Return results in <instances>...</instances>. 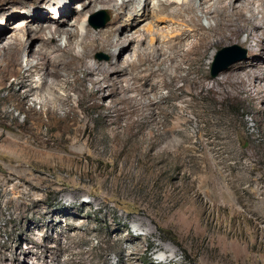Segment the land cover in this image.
I'll return each instance as SVG.
<instances>
[{
  "label": "rangeland",
  "instance_id": "374dc122",
  "mask_svg": "<svg viewBox=\"0 0 264 264\" xmlns=\"http://www.w3.org/2000/svg\"><path fill=\"white\" fill-rule=\"evenodd\" d=\"M28 1L38 0L9 2L0 13V66L15 71L6 82L0 80V136L14 140L20 135L29 147L15 150L10 141H0V264L15 259L18 264H264V88L247 84L243 92L231 86L230 96L216 89L200 92L196 100L188 95L184 113L191 122L184 126L189 135L182 136L168 129L180 113L171 106L181 100L163 102L173 115L167 117L168 127L161 126L160 136H151L157 125L131 128L130 118L119 119L116 99L121 93L109 91L126 86V76L108 86L105 75L93 70L86 82L92 103L87 108L78 90L65 83L66 76L48 74L47 54L32 57L25 50L9 55L6 45L18 35L29 47L40 23L61 22L65 14L68 28L78 33L75 46L81 51L87 28L101 35L126 2L115 24L118 30L110 32L113 46L96 50L92 59L127 63L141 48L168 49L172 32L186 28L180 21L154 16L166 0H61L68 1L64 8L58 0H40L37 7H23ZM169 1L176 8L186 0ZM260 3L255 5L258 16ZM102 10L110 19L96 27ZM132 22L137 23L131 26L134 40L121 53L117 41ZM202 22L214 20L203 15ZM246 25L239 40L211 50L204 69L212 79L228 75L241 61L247 65L243 72L264 64L261 30L245 43L251 30ZM53 43L65 47L68 35ZM232 45L246 50V57L213 76L217 52ZM239 54L233 49L225 59ZM14 59L21 60L16 69ZM68 77L74 82L76 75ZM158 91L153 92L157 99L170 94L166 88ZM64 93L73 97L65 124L71 133L48 127L52 110L45 104Z\"/></svg>",
  "mask_w": 264,
  "mask_h": 264
},
{
  "label": "bare ground",
  "instance_id": "6f19581e",
  "mask_svg": "<svg viewBox=\"0 0 264 264\" xmlns=\"http://www.w3.org/2000/svg\"><path fill=\"white\" fill-rule=\"evenodd\" d=\"M100 1L109 4L113 0ZM258 1L261 2V8L259 7L261 10V16H258L255 10V5ZM9 2L19 3V0H0V13H3V11H6V9L9 8ZM54 2L56 1L48 0V3ZM57 2L58 4L60 3L59 6L61 8L66 7V3L68 4V1L58 0ZM23 3L25 4L23 7L26 6L32 8L39 6L40 0ZM71 6L69 7L70 10ZM171 6L172 3L169 0L161 1L159 9L154 10V16H157L160 20L171 19L172 21H180L186 25V28H177L172 32L174 39L168 42V49L158 47L150 52L148 49L141 48L142 50L137 51L135 59L128 61L127 63L124 62L120 64L113 60L109 62H100L92 59L96 50L106 49L113 46L114 43L112 42L113 39L110 37V32L118 30V27H115V24L122 17L123 10L128 7L126 2L121 4L111 26L107 30L102 31L100 33L101 35H93L92 29L87 28V32L82 41L81 51H77L75 46V39L78 38V33L76 31L73 32L68 28L67 25H69L70 18L64 17L65 14L61 16V22L54 19L48 21V23L47 21L40 23L38 18L35 17L33 21H38L40 27L38 26V34L34 36L32 44L27 47L28 43L26 44L24 39L22 40L21 38H18V35H15L14 41L8 43V45L5 44L7 46L6 51L9 55H12V52L23 55L25 50H27L26 52H28V55L32 57L37 54L43 56L48 55V61L46 64L48 74L57 78L66 76L65 83L71 84L72 88L78 90L80 93L79 100L87 108L90 107V104L92 103L89 97L91 89L86 85V82L88 79H92L91 74L93 70H98L105 75V83L108 84V86L118 85V79L122 76H126V82L128 83L126 86H121L119 90L111 89L109 91V94H115L117 92L121 93V95L119 94L120 96H118L119 98L116 99V103H120V106L117 109L119 111V119L124 117L128 119L130 118L131 128H141L142 126H148L149 124L157 125L158 129H152L150 132L151 136H160L163 130L160 129L161 126H166L168 123L167 117L169 118L173 115L172 112L169 111L170 106L168 110L164 109V104L166 103L163 104V102H169L174 98H179L181 104H172L171 106L173 110H179L180 113L176 116L178 119L173 121L170 127H166H168L170 131L177 130L181 136L189 135V132L184 127L187 122H191L188 118L189 116H186L184 113L186 111L185 109L189 106L188 103H190L187 99L188 95L196 100L197 96L200 95V92L214 91L216 89H219L220 91L222 90V92L224 91L226 93V96H230L229 89L231 86L238 88L243 92L246 88L245 85L247 84L252 85L253 88H264V64L258 69L259 71L252 72L246 69V72H243L247 65L245 62L241 61V63L238 62L231 68V73L228 72V75L216 79H212L210 74L204 69V62L206 58L210 56L211 50L219 44L239 40L248 30L246 24H250L251 30L248 31L245 43L251 42L255 35L258 34V30H261V39H264V0H229V2L227 0H186L180 6H176V8ZM203 15L213 19L214 23L204 25L202 22ZM137 22H139V19H137ZM133 23L137 24L132 22V24L123 28L122 33L124 31L126 33H124V36L120 35L117 41L122 44L120 50L121 53L124 50L126 43H131L134 40L135 32L130 34ZM52 27L54 28V31L52 33L50 32V35L47 34V37L43 34L40 35V33H45L46 30L51 29ZM62 34L68 35V44L65 47L58 43H53L54 39ZM39 39L40 41H38ZM53 50H55L57 54L52 55ZM49 55H51V57H49ZM88 59H92L94 69L88 65ZM20 61V59L11 60V65L15 68L20 64ZM156 66H158L157 69ZM11 71L12 70L8 66H0V80L5 82L9 80ZM70 74L76 75L74 82H70L68 77ZM162 88L169 89L170 94L157 99L156 96L158 94H155L156 96H154L153 92L156 93V91ZM232 89L233 88H231V90ZM30 92L31 90L29 89L26 91V98L30 96ZM145 100L148 101L145 102ZM72 101V95L70 93H64L63 96L59 95L55 99H51V101H49L50 103L47 102L45 104L47 108L49 107L48 110H52L51 121L48 123L50 130L59 128L63 132L70 130L71 133L72 129L66 127L65 124L69 122L67 119L73 110V105L71 104ZM50 104L53 105L50 106ZM63 108L66 109L64 113L61 112V109ZM161 114H165V120H163ZM3 123L6 124V122ZM24 130L27 133L29 132L27 131L28 129ZM78 130L79 129L76 131ZM134 133L137 132L134 131ZM1 140L10 141L11 146L15 150L29 148L27 144L22 141V136L20 135H17L14 140L9 136H0V141ZM13 264H18L16 259L13 261Z\"/></svg>",
  "mask_w": 264,
  "mask_h": 264
},
{
  "label": "water",
  "instance_id": "95a60500",
  "mask_svg": "<svg viewBox=\"0 0 264 264\" xmlns=\"http://www.w3.org/2000/svg\"><path fill=\"white\" fill-rule=\"evenodd\" d=\"M102 14H103L102 21L99 24L95 25L96 27L105 26V24L110 19L109 15L106 13L105 10H102ZM233 49L234 50H237V49L241 50V54L225 59L226 58L225 56L229 53V51H232ZM245 57H246V50L240 48L237 45L225 46V47L221 48L216 54V58H215V61L213 63V67H212V75L213 76L218 75L223 69L227 68L229 65H231V64H233V63L237 62L238 60H241Z\"/></svg>",
  "mask_w": 264,
  "mask_h": 264
}]
</instances>
